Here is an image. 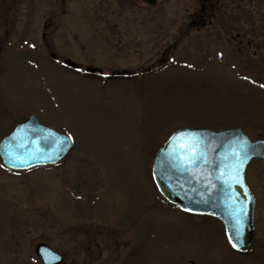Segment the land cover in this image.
I'll list each match as a JSON object with an SVG mask.
<instances>
[{
  "label": "rangeland",
  "instance_id": "obj_1",
  "mask_svg": "<svg viewBox=\"0 0 264 264\" xmlns=\"http://www.w3.org/2000/svg\"><path fill=\"white\" fill-rule=\"evenodd\" d=\"M206 2L0 0V138L34 113L73 139L56 165L0 160L2 264H42L40 244L60 264H264V159L246 169L256 208L243 252L217 220L165 200L151 175L177 126L264 136V26L254 40L246 17L229 25ZM222 4L241 17L237 4L252 0Z\"/></svg>",
  "mask_w": 264,
  "mask_h": 264
},
{
  "label": "water",
  "instance_id": "obj_2",
  "mask_svg": "<svg viewBox=\"0 0 264 264\" xmlns=\"http://www.w3.org/2000/svg\"><path fill=\"white\" fill-rule=\"evenodd\" d=\"M142 1L154 4L157 0ZM72 145L67 133L41 123L32 113L0 139V159L17 170L53 164ZM252 158H264V137L251 139L241 126L183 125L159 146L152 175L165 198L187 212L219 218L231 246L244 250L255 230L256 200L245 180ZM37 253L43 264H60L64 258L46 244H40Z\"/></svg>",
  "mask_w": 264,
  "mask_h": 264
},
{
  "label": "trees",
  "instance_id": "obj_3",
  "mask_svg": "<svg viewBox=\"0 0 264 264\" xmlns=\"http://www.w3.org/2000/svg\"><path fill=\"white\" fill-rule=\"evenodd\" d=\"M207 1H209V3L207 4V2H206L204 4L203 9L205 11H207V12H211V15H213V13L214 14L216 13L220 17L227 16L226 20L229 23V25L233 24V23H230V20L235 21V19H236L237 25L241 24L242 19L246 17V19H248V20H244V22L245 21L249 22V28L247 29V31L245 30L246 33L249 32V34H251V36L254 38V40L262 34L261 33L262 32L261 29H262V26H264V23L261 21V25H259L260 28L257 31L256 28H255V22H256L255 14H257V11H255L253 9V7H251V6H254L256 9L260 8V6L262 4L260 1L264 2V0H252V4L250 6H248V7H244V5L237 4L236 12L237 13L241 12L242 13L241 17L238 14H236L235 12H233V11L228 12V13H227V11H224L225 10V8H224L225 4H222V1H224V0H207ZM255 41H254L255 47L260 48V47L264 46V43L261 42V41H264V40H259V41L255 40Z\"/></svg>",
  "mask_w": 264,
  "mask_h": 264
},
{
  "label": "snow or ice",
  "instance_id": "obj_4",
  "mask_svg": "<svg viewBox=\"0 0 264 264\" xmlns=\"http://www.w3.org/2000/svg\"><path fill=\"white\" fill-rule=\"evenodd\" d=\"M230 242H231V241H230ZM232 246H233V247H236V245H235V244H233Z\"/></svg>",
  "mask_w": 264,
  "mask_h": 264
}]
</instances>
